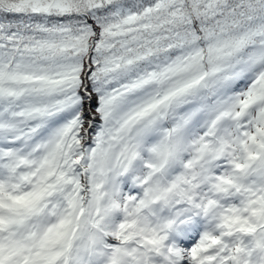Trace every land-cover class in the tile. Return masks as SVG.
<instances>
[{"label":"snow or ice","instance_id":"6c2138e0","mask_svg":"<svg viewBox=\"0 0 264 264\" xmlns=\"http://www.w3.org/2000/svg\"><path fill=\"white\" fill-rule=\"evenodd\" d=\"M0 264H264V0H0Z\"/></svg>","mask_w":264,"mask_h":264}]
</instances>
